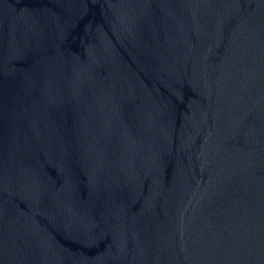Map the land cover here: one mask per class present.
Returning a JSON list of instances; mask_svg holds the SVG:
<instances>
[{
    "label": "water",
    "instance_id": "water-1",
    "mask_svg": "<svg viewBox=\"0 0 264 264\" xmlns=\"http://www.w3.org/2000/svg\"><path fill=\"white\" fill-rule=\"evenodd\" d=\"M0 264H264V0H0Z\"/></svg>",
    "mask_w": 264,
    "mask_h": 264
}]
</instances>
